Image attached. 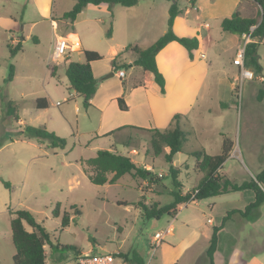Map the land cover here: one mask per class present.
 <instances>
[{
	"label": "rangeland",
	"instance_id": "1",
	"mask_svg": "<svg viewBox=\"0 0 264 264\" xmlns=\"http://www.w3.org/2000/svg\"><path fill=\"white\" fill-rule=\"evenodd\" d=\"M48 1L0 0V264H13L15 249L10 218L11 212L20 209L29 210L51 235V243L45 245L47 264H57L50 259L51 248L53 255L61 258V264H70L79 252L116 250L122 254L136 251L143 257L144 264H148L153 234L166 231L169 224L171 228L165 232L149 264H208L206 249L212 227L220 223L227 210H243L252 199V191L246 189L188 202L182 205L175 219L168 214L159 219L141 216L133 202L166 204L172 199L170 193L175 189L169 170L172 162L165 160L168 148L162 147L156 155L150 130L123 129L112 137L90 140L96 134L100 136L116 128L101 124L99 113L85 108L81 97L62 101L68 88L64 65L50 61L52 27L49 18L41 14ZM50 3L61 28L55 14L64 8L70 9L73 0H50ZM253 16L260 20V9ZM103 21L93 25L92 47L102 56L95 67L97 75L110 67L111 55L120 53L125 47L117 45L112 54L103 44L111 32L110 22ZM205 22L212 26L215 23L213 19ZM222 35L220 38L212 34V40L206 44L210 77H223L227 72L237 89L232 96L229 82L222 83L221 96L228 99L231 92L227 104L218 106L215 98L205 100L203 97L190 115L186 141L173 157L174 174L182 192L194 188L200 178L193 169L192 153L204 149L208 154H219L222 134L233 141L235 155L230 154L223 163L221 174L241 183L255 178L264 169V104L256 99L261 81L240 80L239 72L232 65L233 46L240 35ZM256 39L257 59L264 72V34ZM18 42L22 49L12 55L8 45L15 47ZM81 56V52H73L74 60ZM117 59L127 63V51ZM48 64L56 66V76L50 75ZM10 65L14 69L12 80H8ZM245 65L257 73L254 64L245 62ZM122 69L127 72L130 67ZM131 74L134 76L135 70ZM106 79L119 85L124 82L115 76ZM49 95L61 105L35 107V98ZM9 101L16 107L12 114L7 112ZM60 113L69 123L59 119ZM16 114L24 123H17ZM45 123L64 133L59 135L66 139L63 149L51 148L46 141L20 134L27 125L43 126ZM110 144H114L116 152L129 156L139 168L149 165L151 178L124 174L112 184H93L81 158L92 157L98 149ZM4 182H8L9 187ZM57 202H60V215L55 217L52 209ZM77 210L80 213H75ZM63 214L69 221L62 227ZM217 236L216 264H264V202L247 215L231 213ZM117 263L122 261L118 258Z\"/></svg>",
	"mask_w": 264,
	"mask_h": 264
},
{
	"label": "crops",
	"instance_id": "2",
	"mask_svg": "<svg viewBox=\"0 0 264 264\" xmlns=\"http://www.w3.org/2000/svg\"><path fill=\"white\" fill-rule=\"evenodd\" d=\"M186 2L187 5L185 4ZM73 4L74 0L71 7ZM177 4L180 8V12L174 19L172 29L177 36H196L198 38V48L192 51V57H190L189 52L181 44L176 41H171L156 53V65L165 80V93L163 95L140 85L142 69L136 68L139 66L132 65L136 55L130 50L127 51L128 61H126L130 69L127 72L125 70L126 73L123 78H118L120 82L124 79V82L120 85L108 82V79H106L108 77L102 75L106 72L110 73L114 69L113 76L117 77L115 71L118 69L112 67L110 61V67L108 66L109 68L106 70L104 69L105 71L103 70L99 75H97L98 73H96L95 67L97 62L102 59L93 61L91 67L97 80V87L90 99V105L87 109H94L99 113L101 124L107 125L108 128H117L121 124H132L145 128L166 129L171 126L172 118L175 114H181L184 119L183 121L186 122L187 125L190 115H192L200 99L203 97L205 100L215 98L218 106H220L221 102H228L231 97V92L229 98L226 99L221 96L220 88L224 86L222 83L228 81L229 88L232 90L233 85L231 77H229L227 72L224 73L226 76L223 77H210L211 63L207 60L206 54L208 50L206 44L212 40V34L222 38V33H230L221 29L220 22L222 18L230 16L234 11H239L244 17H254L253 14L255 15V13H257L258 9H260L259 6L253 0H196L193 6L189 4L188 0H177ZM170 5L171 1L168 0H139L137 4L133 6H123V9L118 8L116 4H87L82 11L78 13L73 22L62 18V14L69 10L64 8L55 14L62 25L61 28H59V23L53 16V6L49 0L46 6H44V11H42L41 14L43 18H49L52 27L50 32V49L58 36L65 37L72 43V49L64 60L53 63L55 65L63 64L65 70L68 61H84V50H96L92 47V36L95 32L93 25L97 21L106 20L108 24L109 22L111 24L109 38L107 42L103 44L111 49L112 54L115 53L116 46L120 44H122V46L135 44L140 47H147L166 32L168 9ZM188 9L191 11L188 12ZM206 19H213L216 24L214 23L212 26L210 23L208 24L205 22ZM242 37L243 36H239L235 41L232 60L238 48L244 42V37L243 39ZM250 41H257V39L251 38ZM76 51L81 52L82 56L74 60L73 52ZM112 58L113 55H111L109 60ZM117 62L121 63L120 60H117ZM232 65L236 68V71L239 72L238 66L233 63ZM55 67L56 66L53 64H48L47 66L52 77L56 76L54 73ZM132 70H135L136 74L134 76L131 74ZM261 74L264 76L263 69H261ZM67 87L65 92L66 95L62 96V101L74 99L78 96L74 89L69 88V84ZM120 96H123L126 110H121L119 108L117 98ZM37 98H44L39 103L46 105L45 108L49 107L51 104L61 105V102L53 99L51 95H49V97L44 96ZM37 98H35L36 108H38L36 105ZM75 109L77 110V106ZM59 116L60 120L62 119L65 123H69L62 113H60ZM16 118L17 123H24L19 115L16 114ZM44 125L46 129L53 131L55 134H64L60 133L54 125L46 123ZM110 136L112 137V135H109V137ZM102 137L104 136L96 134L92 136L90 140H100ZM109 148L114 149V144H110L107 148L100 149ZM231 154H234V150H232ZM85 159L81 158V163H84ZM173 165H175L174 158L172 160V166ZM198 175H200L201 178V174ZM251 200H253V194ZM196 201L197 200L194 202ZM208 221L211 222L210 219H208ZM44 249L47 259L48 256L45 246ZM50 250V259L57 264H61V258L58 255H53L52 248ZM117 251L119 252V250L113 252ZM72 263L73 259L70 264Z\"/></svg>",
	"mask_w": 264,
	"mask_h": 264
},
{
	"label": "trees",
	"instance_id": "3",
	"mask_svg": "<svg viewBox=\"0 0 264 264\" xmlns=\"http://www.w3.org/2000/svg\"><path fill=\"white\" fill-rule=\"evenodd\" d=\"M139 0H74L73 6L62 14L63 19L73 22L87 4L98 5L100 3H107L108 5L119 4L124 7H130L137 4ZM171 1L168 9L167 30L157 40L147 47H140L138 45L128 44L123 50L114 55L110 60L112 67L121 69L127 68L129 64L118 63L117 58L120 54L130 50L136 55L132 65L139 66L142 69V78L140 85L151 89L156 93L163 95L165 93V80L161 72L158 70L155 61L156 53L164 47L168 42L176 41L181 44L192 57V51L198 48V38L196 36H177L173 29V22L180 12L177 0ZM196 0H188L191 6ZM260 8L261 19L256 17H244L239 11H234L230 16L222 18L220 27L223 31L244 36L249 34L250 28L255 26L251 32L252 38L262 37L264 34V0H253ZM258 43L250 41L245 45V62L255 65L257 73H261L262 66L257 59ZM12 55L22 49L21 43L18 42L15 47L8 45ZM84 61H68L65 68V76L69 84V88L76 91L77 95L82 98V104L85 108L90 105V99L96 91L97 80L93 74L91 63L102 59L100 53L95 50L86 49L83 51ZM53 72V71H52ZM14 75L13 65H10L8 80H12ZM237 87L232 88V96ZM44 98H37L36 105L38 108H45L39 102ZM256 99L263 101L264 104V79L261 81V86L256 93ZM119 108L126 110L123 96L117 98ZM226 102H221V106H225ZM15 106L9 101L7 103V112L12 114ZM181 114H175L172 118L171 126L166 129L145 128L136 125H123L111 130L102 136L113 135L115 132L126 130H150L153 132L151 144L152 149L158 155L162 147H167L168 152L165 154V160L172 162L176 153L182 150V145L186 141V136L189 133L185 127L186 122L183 121ZM20 134L27 138H36L38 140L48 142L51 148L63 149L66 145V139L49 131L44 126L27 125ZM222 146L219 154H208L204 149L194 151L192 156L194 158L193 169L196 173L201 174V178L196 186L184 193L179 189L181 186L175 177V170L170 166V172L173 175L174 190L171 191V201L166 204H161L154 201L150 204L138 200L133 203L139 210L141 216L144 218L159 219L164 214L170 216L176 215L180 207L188 200L191 193L198 190L194 199L200 200L211 196H217L229 192L241 191L249 189L253 192V200L248 202L243 210L229 209L221 217L220 223L212 227L211 236L208 241L206 249V256L208 264H215V252L218 244L217 232L223 227L224 222L229 218L233 212H239L247 215L252 209L259 207L264 202V169L255 175V178L244 180L241 183L232 181L227 176L221 174L223 163L230 156L233 150V141L225 134H222ZM86 165L85 172L89 180L95 185L112 184L124 174L131 176H140L144 179H150L151 171L145 168H139L129 156L116 152L113 148L99 149L96 154L84 160ZM109 175H111L109 177ZM6 187H9L8 182H4ZM121 204V203H120ZM127 204V203H122ZM60 202H57L52 209V215L57 217L59 213ZM75 213H80L78 210ZM69 218L63 214L61 226H65ZM28 227L30 230H28ZM11 239L14 245V254L12 256L13 264H46V253L44 246L51 243V235L43 225L35 219L29 210L20 209L11 212L10 218ZM130 264H144L143 257L136 251L131 254L119 253Z\"/></svg>",
	"mask_w": 264,
	"mask_h": 264
},
{
	"label": "built area",
	"instance_id": "4",
	"mask_svg": "<svg viewBox=\"0 0 264 264\" xmlns=\"http://www.w3.org/2000/svg\"><path fill=\"white\" fill-rule=\"evenodd\" d=\"M255 26H252L250 28V32L247 35H244V42L243 44L238 48L232 63L239 68V78L241 81L244 80H259L263 81L264 76L261 73H255L253 70L249 69L245 65V45L250 42L251 37V32L254 30ZM72 49V43L69 39L58 36L56 37L52 48H51V57L50 61L52 62H57L60 59L65 58L70 50ZM116 76L118 78H123L125 76V71L123 69H118L115 71ZM147 170H152L150 166H145ZM198 192L197 189H195L194 192L191 193L190 197L188 200L183 204L185 206L188 202H194L195 199V194ZM182 207V206H181ZM175 216L172 217V219H175ZM171 228L170 224L168 225L166 231L163 232H155L152 236L151 239V244H150V256L149 259L153 258L154 256V251L157 248V246L162 242V239L165 235V232L169 231ZM120 259L122 263H117V259ZM148 260V264L150 262ZM72 264H130L127 262L123 257L119 255V252H103V253H94L92 251H87V252H79L76 254L73 258V263Z\"/></svg>",
	"mask_w": 264,
	"mask_h": 264
},
{
	"label": "water",
	"instance_id": "5",
	"mask_svg": "<svg viewBox=\"0 0 264 264\" xmlns=\"http://www.w3.org/2000/svg\"><path fill=\"white\" fill-rule=\"evenodd\" d=\"M114 72H110L107 77L113 76Z\"/></svg>",
	"mask_w": 264,
	"mask_h": 264
}]
</instances>
